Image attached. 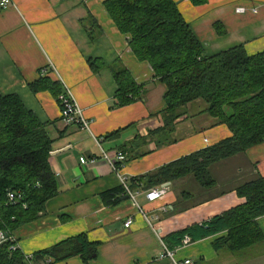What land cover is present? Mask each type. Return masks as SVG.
<instances>
[{"label":"crops","instance_id":"crops-1","mask_svg":"<svg viewBox=\"0 0 264 264\" xmlns=\"http://www.w3.org/2000/svg\"><path fill=\"white\" fill-rule=\"evenodd\" d=\"M104 1L12 0L10 7L0 10V94L18 95L48 127L53 140L49 164L58 189L47 201L44 214L14 236L25 255L83 235L88 243L97 245L96 257L89 264H172L164 257L163 238L195 225L200 227L243 204L244 199L231 190L255 175L264 179V143L214 168L223 179L217 184L225 192L220 196H215L218 191L201 190L187 179L170 184L168 195L160 201L149 203L148 191L138 190L136 205L128 198L115 205L106 204L101 195L116 189L119 181L100 158L92 135L102 139L124 129L104 147L108 153L125 151L127 160L121 173L137 180L229 138L231 133L224 124H216L215 119L202 113L206 106L196 101L185 108V116L170 136L171 143L158 146L153 136L144 143L150 131L162 127L159 113L166 108L165 87L153 78L150 67L132 54L126 36L105 11ZM173 1L208 56L237 46L249 55L264 52V0H207L202 6H193L188 0ZM239 8L245 12H236ZM90 31L93 39L88 36ZM49 66L55 68L56 75L49 72L45 77L54 83L59 79L71 90L90 124V132L64 127L56 98L49 91L34 92L30 88L39 81L40 71ZM122 68L143 86V92L132 104L117 107L113 72ZM81 157L97 160L92 166H82ZM179 192H183V200L178 198ZM164 206L166 210H162ZM142 215L150 220L155 233ZM128 219L132 224L125 228ZM256 225L264 238V216L256 219ZM225 235L222 232L184 249H171H177L176 260L190 259L194 264H264V240L248 250L229 252L215 247ZM57 264L83 262L75 256Z\"/></svg>","mask_w":264,"mask_h":264},{"label":"trees","instance_id":"trees-1","mask_svg":"<svg viewBox=\"0 0 264 264\" xmlns=\"http://www.w3.org/2000/svg\"><path fill=\"white\" fill-rule=\"evenodd\" d=\"M188 1L193 6H202L207 0ZM103 6L117 30L127 37L132 54L139 62L146 63L153 78L165 87L166 108L159 113L162 127L150 131L144 143L151 136L158 146L171 143L170 136L185 116V108L196 101L205 104L202 113L215 119L216 124H224L231 133L229 138L212 146L163 165L137 180L130 179V189L146 192L163 184L192 179L201 190L212 191L217 186L212 168L264 143V52L249 55L242 46H237L208 56L173 0H105ZM88 36L93 39L94 34L90 31ZM113 78L117 107L140 99L143 86L134 81L128 70H114ZM57 83L40 76L30 88L34 92L49 91L56 98L62 91ZM122 131L105 135L103 147ZM52 144L46 124L40 122L18 95L0 94V230L7 236L39 219L47 201L58 192L49 164ZM234 191L244 199L243 204L214 216L200 227L195 225L164 237L167 248L180 247L185 237L193 243L222 232L226 235L215 247L219 245L229 252L245 251L261 243L264 238L256 219L264 216V179L255 175L238 184ZM10 192H20L22 202L9 205ZM183 197V192H179L178 198L183 200ZM101 198L106 204L115 205L128 197L118 186L103 193ZM10 246L9 241L0 245V264H29L25 254L19 249L11 251ZM96 248L97 245L79 235L31 254L30 262L57 264L79 256L83 264H89L96 257Z\"/></svg>","mask_w":264,"mask_h":264},{"label":"built area","instance_id":"built-area-1","mask_svg":"<svg viewBox=\"0 0 264 264\" xmlns=\"http://www.w3.org/2000/svg\"><path fill=\"white\" fill-rule=\"evenodd\" d=\"M12 5V0H0V10H4ZM236 12L243 13L245 10L243 8L236 9ZM253 12H256L255 9H253ZM127 38V37H126ZM128 46V44H127ZM49 72H52L56 75L55 68L52 66H49L47 68H44L40 71V76L45 77ZM57 82L61 85L62 91L59 93L56 97V101L58 103V106L60 108V121L64 127H70V126H76L79 127L81 130L89 131L90 132V124L86 120V118L83 115L82 109L79 107V105L74 100V97L71 93V90L64 85V83H61L59 79ZM92 138L96 144V147L98 148V151L100 153V158L110 167L111 172L116 175L119 181V186H121L124 190L125 195L132 201L134 205H136L135 197L138 194L136 191H132L129 187V178L126 177L121 173V169L124 165V161L126 160L124 153L120 151H115L114 153H108L102 145V139L95 137L92 135ZM96 157L91 158H83L81 157L79 159L80 165L82 166H92L96 163ZM169 193V186H164V184L158 188L151 189L146 193V200L149 203L156 202L163 200ZM7 202L9 205H18L22 202V195L20 192H10L7 194ZM23 207H26L25 204H23ZM139 209V212H142V210ZM166 206L162 207V210H166ZM144 219L146 220L149 227H151L150 220L147 219L146 215H142ZM132 224V220L128 219L124 223L125 228H129ZM152 228V227H151ZM152 230L154 233L156 232L153 228ZM6 241H9L11 243L10 250L15 251L18 249L17 246V240L14 235H6L3 231L0 230V245L5 243ZM191 244L190 238L185 237L182 240V245L178 247V249H184L187 246ZM161 247L164 253V257L171 261L172 264H194L192 260L190 259H184L182 261H178L175 258V251H172L167 248V246L162 242ZM26 260L29 264H32L30 262L32 256L30 254L25 255ZM45 264H50L49 261H46Z\"/></svg>","mask_w":264,"mask_h":264},{"label":"rangeland","instance_id":"rangeland-1","mask_svg":"<svg viewBox=\"0 0 264 264\" xmlns=\"http://www.w3.org/2000/svg\"><path fill=\"white\" fill-rule=\"evenodd\" d=\"M214 168H216V166H215ZM214 168H212L211 173H212V176L215 178L216 183L218 184V182H221L223 179H220V177L218 178V171H219V170L216 171V169H214ZM222 171H223V169L220 170V172H222ZM179 185H180V184H179ZM218 185H219V184H218ZM218 185H217L214 189H212V191H213V192L218 191L219 193L216 194V195L220 196V195L224 194L225 192H224V190H223V192H221V190H222L223 188H222V189H220V188L218 189V188H217ZM235 187H236V186H234L233 189L231 190V191H233L234 193H235V191H234ZM217 189H218V190H217ZM209 192H210V191H209ZM211 193H212V192H211Z\"/></svg>","mask_w":264,"mask_h":264},{"label":"water","instance_id":"water-1","mask_svg":"<svg viewBox=\"0 0 264 264\" xmlns=\"http://www.w3.org/2000/svg\"><path fill=\"white\" fill-rule=\"evenodd\" d=\"M165 185H166V186H169V185H170V183L164 184V186H165Z\"/></svg>","mask_w":264,"mask_h":264}]
</instances>
